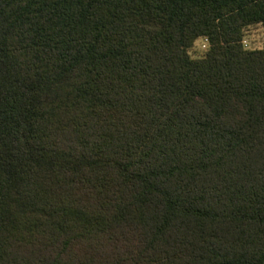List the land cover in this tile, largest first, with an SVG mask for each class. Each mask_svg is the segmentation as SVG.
I'll use <instances>...</instances> for the list:
<instances>
[{"label": "trees", "instance_id": "16d2710c", "mask_svg": "<svg viewBox=\"0 0 264 264\" xmlns=\"http://www.w3.org/2000/svg\"><path fill=\"white\" fill-rule=\"evenodd\" d=\"M256 23L264 0H0V264H264Z\"/></svg>", "mask_w": 264, "mask_h": 264}, {"label": "rangeland", "instance_id": "374dc122", "mask_svg": "<svg viewBox=\"0 0 264 264\" xmlns=\"http://www.w3.org/2000/svg\"><path fill=\"white\" fill-rule=\"evenodd\" d=\"M242 45L249 51L264 49V25L262 23H256L245 26L242 29ZM210 49L211 44L209 38L201 36L187 49V54L191 59H203L208 55ZM104 251L109 253L110 247L104 248Z\"/></svg>", "mask_w": 264, "mask_h": 264}]
</instances>
